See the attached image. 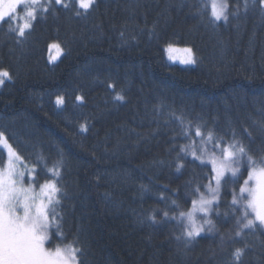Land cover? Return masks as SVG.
<instances>
[{"label":"trees","instance_id":"trees-1","mask_svg":"<svg viewBox=\"0 0 264 264\" xmlns=\"http://www.w3.org/2000/svg\"><path fill=\"white\" fill-rule=\"evenodd\" d=\"M202 2L96 0L85 13L53 0L24 37L0 24V70L11 77L0 87V133L41 183L38 159L51 168L63 156L57 212L83 264H264V229L235 235L232 185L213 230L190 243L183 222L163 216L189 210L192 189L208 184L199 161H177L188 141L173 114L264 153V4L229 0L238 13L214 24ZM55 41L63 53L51 62ZM167 45L192 47L195 64L170 62ZM6 158L3 149L0 165Z\"/></svg>","mask_w":264,"mask_h":264},{"label":"snow or ice","instance_id":"snow-or-ice-1","mask_svg":"<svg viewBox=\"0 0 264 264\" xmlns=\"http://www.w3.org/2000/svg\"><path fill=\"white\" fill-rule=\"evenodd\" d=\"M76 2L79 9L87 13L96 0ZM54 3L70 7L64 0H54ZM260 3L264 4V0ZM52 4L53 0H47L46 4L43 0H0V22L9 24L10 31L24 37L37 17H43ZM202 8L204 11L210 9L214 24L221 20L227 23L229 15L238 13V6L233 11L229 0H203ZM21 12L23 15H20ZM75 14L80 16L84 13L77 10ZM20 20L23 23H17L12 28V22ZM52 47L59 49V45ZM168 50L174 51L171 45ZM184 51L189 55L181 62L195 63L192 50L188 48ZM5 78L11 79L9 73L0 71V85L5 83ZM116 99L122 100L123 97L117 95ZM57 103L62 104L63 98L58 97ZM173 118L179 122L180 135L188 141L180 146L177 161H187L188 156L192 157L191 161H187L189 163L199 161L198 166L207 169L208 184H197L192 189L191 195L196 198L192 199L188 211L180 210L178 216L173 217H169V211H164V218L186 221L182 237L190 243L205 231V225L209 226L207 231H212L213 222L208 217L215 210L214 205L219 203L222 186L232 185L229 207L234 214L239 212L235 235L241 236L245 229L255 230L258 226L264 229V153H253L234 131L230 138H226L214 129L193 124L182 116L173 114ZM3 148H7L8 160L0 165V264H83V251L75 246L78 241L64 243L67 237L61 230L57 212L63 195L59 186L63 156L51 168L42 157L38 159L40 172L45 174L41 183L37 165L29 166L0 133V152ZM184 166V163L178 162L176 170L179 172ZM201 187L205 191L202 192ZM172 205L180 209L174 200ZM197 213L201 214L199 219ZM151 219L155 222V216ZM182 237L176 238L180 240ZM242 255L243 250L239 248L233 253L236 261H240Z\"/></svg>","mask_w":264,"mask_h":264},{"label":"rangeland","instance_id":"rangeland-1","mask_svg":"<svg viewBox=\"0 0 264 264\" xmlns=\"http://www.w3.org/2000/svg\"><path fill=\"white\" fill-rule=\"evenodd\" d=\"M2 22H0V24H1ZM53 45H59V49H57L56 47H52ZM172 46V48L174 49V51H169L168 49H169V45H167L166 47H165V53H166V57H167V59L170 61V62H172V63H176V64H180V65H182V66H189V65H192V64H195V63H189V64H186V63H182L181 61L183 60V59H185V58H187V56L189 55V53H187V52H185L184 51V49H188V48H190L191 50H192V52H191V56H192V58L195 60V62H196V55H195V52H194V50H193V48L192 47H190V46H181V45H171ZM62 53H63V50H62V48H61V45H60V43L59 42H52L51 44H50V47H49V60L51 61V62H55V61H57L61 56H62ZM170 57H172V58H170ZM0 71H7L6 69H3V70H0ZM8 72V71H7ZM9 73V72H8ZM8 78H5V81L7 80ZM2 85H0V87H1ZM5 138V137H4ZM6 139V138H5ZM6 141H7V144H9V145H11L9 142H8V140L6 139ZM12 147V146H11ZM5 151H6V154H7V158H6V161H5V163L4 164H6L7 163V160H8V153H7V148H3ZM12 149L13 150H15L13 147H12ZM16 152V151H15ZM17 153V152H16ZM222 189V188H221ZM220 195H221V193H220ZM214 208H215V205H214ZM188 211V210H187ZM213 213V212H212ZM212 213L210 214V216L208 217V218H210L211 220H212V222H213V217H212ZM200 215L201 214H199V213H197V218L199 219V217H200ZM202 222V221H201ZM186 223V221H183V225ZM214 223V222H213ZM209 226L208 225H205V231L204 232H202L201 234H203V233H209V231H207V228H208ZM213 227H214V225H213ZM212 230H213V228H212Z\"/></svg>","mask_w":264,"mask_h":264}]
</instances>
